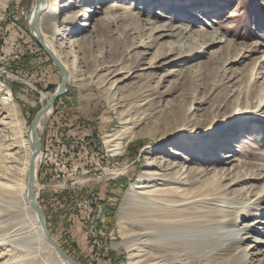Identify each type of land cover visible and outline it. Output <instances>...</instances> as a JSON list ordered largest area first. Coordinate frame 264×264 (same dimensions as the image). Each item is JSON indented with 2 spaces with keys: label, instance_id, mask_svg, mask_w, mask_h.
Segmentation results:
<instances>
[{
  "label": "rangeland",
  "instance_id": "rangeland-1",
  "mask_svg": "<svg viewBox=\"0 0 264 264\" xmlns=\"http://www.w3.org/2000/svg\"><path fill=\"white\" fill-rule=\"evenodd\" d=\"M33 1L0 0L25 126L60 83ZM38 24L69 74L38 129L56 241L80 264H264V0H49ZM0 208V264H59L4 240Z\"/></svg>",
  "mask_w": 264,
  "mask_h": 264
},
{
  "label": "bare ground",
  "instance_id": "bare-ground-1",
  "mask_svg": "<svg viewBox=\"0 0 264 264\" xmlns=\"http://www.w3.org/2000/svg\"><path fill=\"white\" fill-rule=\"evenodd\" d=\"M48 1L49 0H46L45 8H47L48 6ZM39 4H40V0L33 1V7L30 15V19H32L36 15ZM117 5H118L117 3H112L111 6L115 7ZM71 16L72 15H68L67 18ZM38 29L41 39L56 54L50 41L46 39V37L44 36L45 34H43V32L40 30L39 24H38ZM31 30L32 33L34 32V34H36L34 27H32ZM168 30L171 29L163 28L160 30L162 32L161 33L162 37L172 35V33H167ZM154 42L155 41H153L152 43L154 44ZM144 46L148 47L150 45H144ZM56 56L58 57L57 54ZM58 58L60 59V57ZM60 61L64 64V62L61 59ZM65 68L67 70L66 66ZM68 78H69V74H68ZM262 81H264V78L262 79ZM51 95L52 94L42 93L41 103L42 101L43 103L41 104V107H45V109L43 115L40 118L39 127L41 120L46 115H49L51 113L52 108L46 107L47 102ZM263 101L261 102L263 103ZM17 106L18 103L14 99L10 87H4V84L0 81V116L4 114V116L0 118V206L6 208L5 212H11L13 217L19 219L18 220L19 222L16 223L14 228L8 233H6V237L4 238V240L10 242L15 246H18L24 252H26V254H36L37 251L45 250L46 248L55 251L52 245L47 240L46 235L43 231L42 223L38 219L37 213L31 206L28 199L29 175H30V169L34 161L33 149L36 143V139L33 135V131L31 127L29 125L25 126L24 122L20 118V115L18 114ZM248 107L249 106L247 105V108ZM246 119L247 117H244L240 120H237L236 123L237 124L242 123L246 121ZM40 160H41V152L36 153L35 156V170L38 172H39L38 165ZM144 188H146L145 184L138 183L134 185V188H132V190L137 193L138 189H144ZM157 190H159V188L149 190V193L151 195L153 194L155 195ZM38 192H39V184L37 180L35 184L36 199H38V195H39ZM188 203H192V202H188ZM187 235L189 238L191 237L192 233ZM187 235L175 233L171 237L177 238L178 236L181 237ZM13 245L12 247H15ZM137 255L139 254L138 253L135 254V257ZM55 256H56V263L68 264L57 253Z\"/></svg>",
  "mask_w": 264,
  "mask_h": 264
},
{
  "label": "water",
  "instance_id": "water-1",
  "mask_svg": "<svg viewBox=\"0 0 264 264\" xmlns=\"http://www.w3.org/2000/svg\"><path fill=\"white\" fill-rule=\"evenodd\" d=\"M46 7V0H40V4L37 8L36 15L29 20L27 30L32 34V36L36 39V41L39 42V44L44 48L46 53L50 56V58L53 60L55 65L57 66L59 72H60V83L55 89V91L50 96L47 106L46 107H53L55 101L58 97H60L64 92H66V85L68 82V72L64 66V64L60 61V59L56 56V54L46 45V43L41 39L39 29H38V19L40 17V14ZM34 27L36 34L32 33L31 28ZM45 107H41L36 114L34 115L30 127L33 131V135L36 139V143L33 149V155H34V161L32 164V167L30 169V175H29V183H28V199L33 207V209L36 211L38 219L42 223L43 231L46 235L47 240L54 248L55 252L64 259L68 264H80L76 259H74L67 251H65L61 245L56 241V239L51 235L48 225H47V218L45 215V212L38 202V199H36V193H35V184L38 179V171L35 170V156L36 153L41 152V144H40V136L38 132L39 127V121L41 116L43 115Z\"/></svg>",
  "mask_w": 264,
  "mask_h": 264
},
{
  "label": "trees",
  "instance_id": "trees-1",
  "mask_svg": "<svg viewBox=\"0 0 264 264\" xmlns=\"http://www.w3.org/2000/svg\"><path fill=\"white\" fill-rule=\"evenodd\" d=\"M39 46H40V48L44 51V49L42 48V46L40 45V44H38ZM48 55V54H47ZM48 57H49V55H48ZM50 61L53 63V60L52 59H50ZM52 86V88L54 89V87H53V85H51ZM12 91H13V93H15L16 92V90L15 89H13L12 88ZM41 173H42V168H40L39 169V172H38V178L40 179V177H41ZM46 213V212H45ZM46 215H47V213H46ZM47 218H48V216H47ZM49 223V222H48ZM65 251H67L68 252V250L64 247V246H61ZM69 253V252H68Z\"/></svg>",
  "mask_w": 264,
  "mask_h": 264
}]
</instances>
